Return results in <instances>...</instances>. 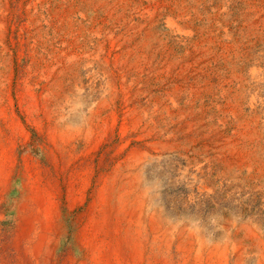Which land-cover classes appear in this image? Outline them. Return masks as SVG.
Masks as SVG:
<instances>
[{
	"label": "bare ground",
	"instance_id": "6f19581e",
	"mask_svg": "<svg viewBox=\"0 0 264 264\" xmlns=\"http://www.w3.org/2000/svg\"><path fill=\"white\" fill-rule=\"evenodd\" d=\"M166 2L172 12L136 6L125 17L118 7L108 8L109 23L86 38L101 40L44 66L41 89L31 69L13 96L8 8L0 0V136L6 125L19 131L24 107L39 131L46 129L52 154L65 162L63 181L52 188L37 181L17 211L32 264H56L63 209L78 210L75 251L63 264H264L258 218L219 216L211 222L215 229L182 221L163 212L145 174L151 161L177 156L191 199L202 202L226 184L231 195L258 199L264 210V67L245 55L264 42V0H218L209 9L202 0ZM26 10V41L34 52L46 47L49 35L39 24V0H27ZM75 11L83 15L82 8ZM161 18L164 33L156 29ZM222 37L231 43L218 53ZM246 61L252 63L243 66ZM220 62L223 75L215 74ZM81 70L90 91H99L93 100L69 97L61 82L70 79L69 91H81ZM115 132V156L98 172L91 154ZM6 158L0 141V189Z\"/></svg>",
	"mask_w": 264,
	"mask_h": 264
},
{
	"label": "rangeland",
	"instance_id": "374dc122",
	"mask_svg": "<svg viewBox=\"0 0 264 264\" xmlns=\"http://www.w3.org/2000/svg\"><path fill=\"white\" fill-rule=\"evenodd\" d=\"M4 1L8 8L10 24L9 38L12 47V62L14 65L11 70L13 96L22 92L25 78L31 69L37 70V89H41L43 81L38 80V78L40 77V71L44 66L51 63V61L54 63L57 60L56 58L59 60L68 54L70 55L74 52H78L85 44L91 46L94 45L96 41L101 40V38L97 36H93V40L91 38L90 41H86V38L89 35L91 36V30L97 27H104L109 23L107 12L108 8L113 5L119 8V13L125 11L123 13L125 17L129 16V9L132 10L136 6L149 7L159 5V10L164 13H167L170 10L172 12L173 7V3L166 2L167 0H99V2L98 0H39V4H41V10L38 15L39 24L42 28L48 30L49 40L47 41V48L38 45L33 52L26 41V23L28 20L26 10L27 0ZM202 1L203 7L209 9L211 6L215 5L218 0ZM81 8L82 14H85L84 16L78 11H75L76 9L81 10ZM71 12H74L72 20H67L66 17ZM156 29L162 33L165 32L166 25L164 23V18L159 20ZM89 42L92 43L90 44ZM220 42L217 41L214 48L218 53L221 52L225 46L230 44L231 40L222 37ZM175 45L177 51H183L180 44L175 42ZM47 51H50V54H47ZM263 52L264 42L258 41L255 48L254 46L252 49L248 48L247 53H245V55H247V61L252 58V62L257 60L260 66L264 67ZM247 61L243 66L245 64L248 66L252 63L251 61ZM237 63L239 64V68H241L243 60L239 58ZM217 66H220V70L219 73L215 74L223 75V72H226L223 68L224 63L220 62ZM81 75L85 85L82 90L78 92L69 91L71 87L70 79H61L63 86L65 89L67 88L66 91L68 92L69 97L85 98L87 101L95 99L98 96L99 91L96 90L97 88L90 91L86 86V84H88V79L84 70H81ZM209 81L216 84L218 78L214 75ZM262 94L264 97V83ZM209 103L210 97L205 100V105L209 106ZM121 105L122 102L118 101V106L121 107ZM65 112H67V114L72 113L68 108H65ZM210 113L213 114L214 122H216L217 117H215L214 110H210ZM19 116L21 127L19 131L15 134L10 130V126L6 125L5 128L2 127L0 136L2 149L7 157L3 176L1 178L4 187L0 189V215H2V218L0 219V264H32L30 262L31 258L28 254L27 242L20 237L21 231L24 228V223L19 219L17 211L23 206V202L26 199L31 198L32 189L37 181H40L45 187L52 188V185L56 182L61 183L66 174L63 157H60L59 154H57L56 159L52 154L51 145L47 141L46 129L43 132L41 130L39 131L35 125L36 116L29 113L24 107L19 112ZM226 132L229 133L228 128L226 129ZM118 139L117 132L112 135H107V141L95 153L93 152L91 154L94 155V159H91V162H94L95 165L94 169L101 171V167L112 160L115 156V146ZM132 142L134 143L133 140ZM182 163L183 161L177 156H170L158 161H151L145 170V174L149 180L146 185L151 193L154 192L157 194V201H160L159 204L164 213H169L176 217L178 216V218L183 219L182 221L192 220L195 223L200 221L208 223L211 228L214 227L213 229L217 228V226L211 222L217 217L223 215L234 218L237 217L238 219L252 215L258 218L261 224L264 225V210L261 208L259 200H254L253 198L249 199L244 195H231L226 184L216 187L213 193L214 195L211 194L210 197L203 198L202 202L191 199L190 191L187 188L188 185L180 175V170L183 167ZM100 164L102 165L100 166ZM157 165L159 167H157ZM149 169L152 172H150ZM214 176L215 174L213 177ZM77 211L78 210L75 209L72 211V214H69L66 209H63L62 221L59 223L61 226V237L59 240L60 246L55 255L56 264H63L66 256H71L70 253L75 251V243L73 239L75 227L73 222L77 218ZM19 213L24 214L26 212L20 210ZM19 225H23L22 229H19Z\"/></svg>",
	"mask_w": 264,
	"mask_h": 264
}]
</instances>
